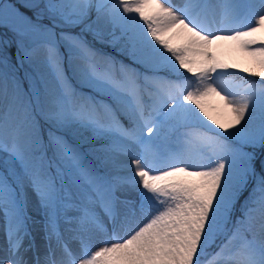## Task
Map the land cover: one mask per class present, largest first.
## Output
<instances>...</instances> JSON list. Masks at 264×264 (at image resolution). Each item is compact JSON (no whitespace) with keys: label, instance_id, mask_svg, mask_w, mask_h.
I'll list each match as a JSON object with an SVG mask.
<instances>
[{"label":"snow or ice","instance_id":"6c2138e0","mask_svg":"<svg viewBox=\"0 0 264 264\" xmlns=\"http://www.w3.org/2000/svg\"><path fill=\"white\" fill-rule=\"evenodd\" d=\"M0 30V264H264V0H0Z\"/></svg>","mask_w":264,"mask_h":264},{"label":"rangeland","instance_id":"374dc122","mask_svg":"<svg viewBox=\"0 0 264 264\" xmlns=\"http://www.w3.org/2000/svg\"><path fill=\"white\" fill-rule=\"evenodd\" d=\"M141 23H143L141 21ZM2 31V30H0ZM9 37H11V33H9ZM87 39L91 41V36H87ZM97 46V45H96ZM103 51L107 52L109 55L114 56L117 60H122L121 57H119V53H117L114 49L111 50H105V48L102 49ZM12 51L15 52V45H13ZM213 51L215 52L216 55H220L222 59L226 62L230 61V63H235L238 64L240 67H247L248 63L245 61L244 57L240 54L239 51L233 49L229 44L220 42L218 45L214 44L213 45ZM125 62L127 63L128 61L126 59ZM229 63V62H228ZM254 78V77H253ZM251 78V79H253ZM205 100L208 102V104L213 107V109L209 110V114L214 117L213 112L217 111V114L219 115L220 120H226L227 119V114L226 110L223 109V102L220 100L219 97L217 96H209L206 97ZM2 232V231H0ZM38 242H41V238L38 235L37 236ZM72 244L73 248H76L78 245L76 242H70Z\"/></svg>","mask_w":264,"mask_h":264},{"label":"bare ground","instance_id":"6f19581e","mask_svg":"<svg viewBox=\"0 0 264 264\" xmlns=\"http://www.w3.org/2000/svg\"><path fill=\"white\" fill-rule=\"evenodd\" d=\"M175 43H180V41H176ZM230 63V61H228ZM4 244V239H3V233L0 232V247H2ZM2 254V253H0Z\"/></svg>","mask_w":264,"mask_h":264},{"label":"trees","instance_id":"16d2710c","mask_svg":"<svg viewBox=\"0 0 264 264\" xmlns=\"http://www.w3.org/2000/svg\"><path fill=\"white\" fill-rule=\"evenodd\" d=\"M243 54V53H242ZM244 55V54H243ZM204 105H205V103H204ZM205 107H206V105H205Z\"/></svg>","mask_w":264,"mask_h":264}]
</instances>
